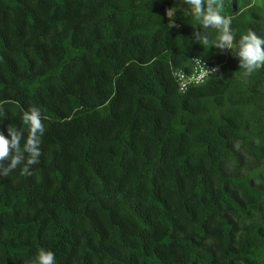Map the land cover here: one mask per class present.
<instances>
[{
	"label": "trees",
	"instance_id": "obj_1",
	"mask_svg": "<svg viewBox=\"0 0 264 264\" xmlns=\"http://www.w3.org/2000/svg\"><path fill=\"white\" fill-rule=\"evenodd\" d=\"M179 2L0 0V132L32 106L46 129L0 176V264H264V68ZM222 14L264 38V0ZM193 59L219 70L182 94Z\"/></svg>",
	"mask_w": 264,
	"mask_h": 264
},
{
	"label": "clouds",
	"instance_id": "obj_2",
	"mask_svg": "<svg viewBox=\"0 0 264 264\" xmlns=\"http://www.w3.org/2000/svg\"><path fill=\"white\" fill-rule=\"evenodd\" d=\"M182 3L188 5L191 14L200 21L199 30L193 32L195 42L220 51L231 50L246 76L264 68V38L249 30L237 42L231 26L232 17L222 14L224 0H182ZM209 29L218 32L215 41L209 39ZM202 67L204 77H212L219 70L218 67L208 69L203 64ZM6 115L4 107L0 106V121ZM22 123L27 128V136L24 128L12 126L7 127V137L0 132V176L7 177L18 167L21 175H31L32 166L40 163L42 137L46 131L41 109L32 106L24 111ZM5 162L8 163L5 165ZM29 264H56V257L52 251L40 248Z\"/></svg>",
	"mask_w": 264,
	"mask_h": 264
},
{
	"label": "built area",
	"instance_id": "obj_3",
	"mask_svg": "<svg viewBox=\"0 0 264 264\" xmlns=\"http://www.w3.org/2000/svg\"><path fill=\"white\" fill-rule=\"evenodd\" d=\"M202 64L208 69L214 68L200 59H193L190 74L185 73L183 70L174 73L180 93H185L189 86L200 85L209 78L204 77Z\"/></svg>",
	"mask_w": 264,
	"mask_h": 264
},
{
	"label": "rangeland",
	"instance_id": "obj_4",
	"mask_svg": "<svg viewBox=\"0 0 264 264\" xmlns=\"http://www.w3.org/2000/svg\"><path fill=\"white\" fill-rule=\"evenodd\" d=\"M179 3L181 4L182 8H188L189 9L188 5L183 4L182 2H179ZM182 10H184V9H182Z\"/></svg>",
	"mask_w": 264,
	"mask_h": 264
}]
</instances>
